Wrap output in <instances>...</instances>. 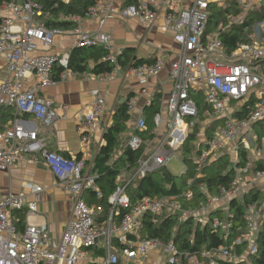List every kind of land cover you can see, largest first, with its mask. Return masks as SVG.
<instances>
[{
  "label": "built area",
  "instance_id": "obj_1",
  "mask_svg": "<svg viewBox=\"0 0 264 264\" xmlns=\"http://www.w3.org/2000/svg\"><path fill=\"white\" fill-rule=\"evenodd\" d=\"M235 4L238 12L227 15L225 22H219L211 30L207 29L208 0H191L188 5H182L181 0H137L119 7L113 0H97L87 9L84 17L96 18L101 25L117 16L138 18L148 25L162 17L164 28L181 47L170 64L171 90L166 103L153 116L155 136L152 139L143 140L136 133L147 128L142 113L134 115L136 95L126 101L134 131L124 147L134 151L141 149L142 153L135 168L119 174L118 184L108 197L111 206L108 218L98 222L102 208L88 205L83 197L87 190H94L100 196L97 175L86 171L83 158L66 157L51 150L36 123L22 115L29 114L47 132L57 120L67 118L68 105L56 106L39 94L41 89L66 80L74 73L68 67L69 53L50 51L59 37L69 36L72 47L103 48L106 54L102 59L112 62L114 67L100 73L98 78L103 82L113 81L121 67L117 65L111 35L102 28L85 30L81 26L84 17L71 14L66 19L74 21V27L49 28L39 19L48 13H44L38 3L31 0L2 2L0 8L11 15L2 17L0 22V55L8 72L0 83V106L14 108L15 117L0 128V171L21 163H36V156L41 155L74 203L71 219L60 239L54 240L46 223L30 221L38 215L40 185L24 182L23 191L18 193H3L0 188V264H78L79 261L84 264H264V258L258 263L264 193L245 206L244 233L229 235L233 218L231 202L254 187L264 191V169L252 171V160L258 157L248 156L244 165H238L240 150L250 153L260 149L253 125L264 120V18L244 26L245 32L250 31V40L234 49L228 50L221 36L231 26L243 25L250 13L264 6V0H235ZM56 65L62 68L57 77L53 76ZM162 66L163 59L157 57L150 64L126 68L127 74L140 84L137 94L145 96L144 108L151 105L156 92L155 87L149 90L148 80L159 75ZM29 76H34L35 84L26 86L24 80ZM256 86L260 88L254 91ZM199 96L206 104L202 109ZM251 96L256 98L253 107L243 117L235 116ZM235 100L239 104L231 106V101ZM105 105L106 95L97 87L91 90L89 104L75 115L76 129L85 148L92 143L94 133L101 129ZM216 119L222 122L215 127L213 135L207 137ZM195 130L197 137L192 144L197 154L193 174L187 180L188 189L177 194L143 196L132 204L125 191L127 185L166 168L167 161L174 157L176 150L181 151ZM224 153L231 158L234 177L227 186H219L217 192L211 194L202 180L203 170ZM196 192L203 195L204 200L193 206ZM123 209L127 211L120 214ZM20 210L25 211L27 220L22 229L14 223V213ZM223 210L227 215H222ZM114 215H119L118 219H114ZM148 215L153 216L154 223L162 216L172 218L175 228L188 219L201 226L209 223L223 243L183 249L171 239L142 238L140 231Z\"/></svg>",
  "mask_w": 264,
  "mask_h": 264
},
{
  "label": "trees",
  "instance_id": "obj_2",
  "mask_svg": "<svg viewBox=\"0 0 264 264\" xmlns=\"http://www.w3.org/2000/svg\"><path fill=\"white\" fill-rule=\"evenodd\" d=\"M16 2L21 0H0L2 2ZM38 3L44 13L48 15H41L40 21L49 28L70 29L75 26V22L66 19L68 15H79L84 17L87 9L93 5L97 0H31ZM137 0H124L123 5L135 3ZM238 12V7L235 0H225V6H219L217 2H212L209 5V26L208 30L214 29L216 25L226 21L229 14ZM61 17V18H60ZM264 18V6L259 10L250 13L243 25H233L228 30L222 33V39L225 47L228 50L234 49L238 44L250 40V31L245 32L244 26H248L251 22ZM1 22V18H0ZM106 54L101 47H72L69 52L68 67L75 73H83L87 70L94 74L109 72L114 67V64L108 60H103L102 57ZM117 65L121 68H128L130 66H139L142 64H150L154 60L138 59L135 55L133 47H126L116 57ZM89 61H93L94 65L89 67ZM61 67L55 66L54 75L57 77L61 72ZM161 92H155L150 106L144 108V117L146 121V130L136 131L140 134L143 140L152 139L155 136L153 116L160 109L161 106ZM130 93L124 102L119 103L112 113L110 124L103 132L104 145L100 146L92 159L90 168H85L88 173L96 174V183L100 191V196L94 190L85 191L83 197L90 206H100L102 208L97 221L101 222L108 218L111 206L108 202V197L115 190L118 184V176L123 170H131L136 167V162L142 153V150L134 151L124 147L122 144V134L127 129V122L130 114L127 109L126 101L128 97L133 96ZM202 96L197 97L199 100L200 109L205 107L202 101ZM256 98L251 96L250 100L243 105L240 111L234 113L235 116L243 117L249 108H252ZM28 114H23V116ZM15 117L14 108L9 106H0V128L4 126ZM222 122L221 119H216L212 122L211 127L207 131V137L213 135L215 127ZM198 131V129L196 128ZM190 134L181 147L183 155V162L187 166L184 173L174 175L167 168L152 172L135 183L127 185L125 191L130 198L131 203H135L143 196H158L163 194H177L188 189L187 180L193 174L194 158L196 153L195 146L192 140L197 136V131ZM253 131L256 136L258 148L261 147L264 141V120L259 121L253 125ZM249 152L240 150L238 153V165H244L248 160ZM70 157V156H68ZM76 158H80L77 156ZM257 169H264V156L252 160V171ZM204 178L207 188L211 194L217 192L219 186H227L234 177V169L231 158L227 153L219 155L217 158L211 160L208 165L204 167ZM261 191L258 187L250 189L242 198L235 199L230 204V209L233 212V218L230 221V233L234 236L242 234L245 231V223L243 219L244 208L247 203L260 198ZM197 198L192 205L195 206L200 200H204L203 195L196 192ZM127 209L121 210L123 214ZM119 214V215H120ZM119 215H114V219H118ZM14 223L18 229L25 226V211L20 210L14 213ZM174 221L172 218L165 216L159 217L158 222H153V216L148 215L143 220V228L140 231L141 237L158 236L163 240H173L183 249H196L201 246L211 247L223 243L221 236L217 235L209 227V223L205 226L194 223L192 219H188L183 224L173 230ZM174 232V235L172 234ZM194 243H190V240ZM260 242V258L258 263H262L264 258V223L263 229L259 236ZM97 264V263H95Z\"/></svg>",
  "mask_w": 264,
  "mask_h": 264
},
{
  "label": "crops",
  "instance_id": "obj_3",
  "mask_svg": "<svg viewBox=\"0 0 264 264\" xmlns=\"http://www.w3.org/2000/svg\"><path fill=\"white\" fill-rule=\"evenodd\" d=\"M218 5L225 6V0H210ZM116 5H123L124 0H113ZM191 0H181L182 5H188ZM11 14L0 8V18ZM61 18V17H60ZM81 26L88 31L102 28L111 35L115 53L119 55L124 48L133 47L138 59L155 60L157 57L163 59V66L159 75L150 77L148 80L149 90L156 88L161 92V106L166 103L171 84L168 82V72L171 62L177 57L180 44L177 43L167 29L163 26L162 18L152 25L140 21L138 18L114 17L100 24L99 20L92 17H84ZM72 48V40L69 36H62L56 39L50 51L55 53H69ZM154 62V61H153ZM94 65L89 61V67ZM99 74L89 70L83 73H72L69 78L59 81L54 85L43 88L39 94L50 99L56 106L68 105L69 111L66 119H59L55 122L50 132L44 131L41 123L29 114L22 118L32 120L36 123L40 134H44L48 147L66 157L83 158L86 168H90L98 148L104 145L103 132L110 124L114 108L126 97L133 93L136 95L134 115L142 113L144 116V95H138L140 88L138 81L129 76L126 68H120L116 78L110 82L100 81ZM8 76L5 62L0 55V83ZM25 85L35 84L34 76L24 80ZM101 88L106 95L105 110L100 122V130L94 133L92 143L89 147L82 146L80 135L76 129L75 115L87 106L91 99V90ZM129 129V131H128ZM128 131V132H127ZM134 131L133 118L128 120L127 129L122 134V142ZM127 132V133H126ZM36 163H21L6 171H0V188L3 193H18L23 191L22 184L31 182L42 187L41 200L38 202V215L30 218L34 223H46L52 239L59 240L65 230L68 221L71 219L74 199L58 184L57 177L43 162L41 155H37ZM27 220L25 218V224ZM152 256V255H151ZM150 256V258H151ZM78 264H84L79 261Z\"/></svg>",
  "mask_w": 264,
  "mask_h": 264
},
{
  "label": "rangeland",
  "instance_id": "obj_4",
  "mask_svg": "<svg viewBox=\"0 0 264 264\" xmlns=\"http://www.w3.org/2000/svg\"><path fill=\"white\" fill-rule=\"evenodd\" d=\"M259 88H260L259 86H256L254 91H256ZM238 104H239V101H236V100L231 101V106H236ZM129 120H131V117L129 118ZM128 131H129V129H128ZM123 144H124V142H122L121 146ZM249 156L252 159L257 158V157H263L264 156V141L262 142L260 149L256 148V149H254V151H250ZM166 168L171 173H173L174 175H180V174L184 173V171L186 169V165L183 162V155H182L180 150H176L174 157L172 159H170L169 161H167ZM125 175L129 177L130 174L128 172H126ZM222 215L223 216L227 215V211L223 210ZM130 264H133V263H130Z\"/></svg>",
  "mask_w": 264,
  "mask_h": 264
},
{
  "label": "bare ground",
  "instance_id": "obj_5",
  "mask_svg": "<svg viewBox=\"0 0 264 264\" xmlns=\"http://www.w3.org/2000/svg\"><path fill=\"white\" fill-rule=\"evenodd\" d=\"M210 3H212L210 0H208V8H207V10H208V12H209V5H210ZM116 5V4H115ZM116 6H120V5H116ZM219 6H222V5H219ZM118 17V16H117ZM162 18V17H161Z\"/></svg>",
  "mask_w": 264,
  "mask_h": 264
}]
</instances>
